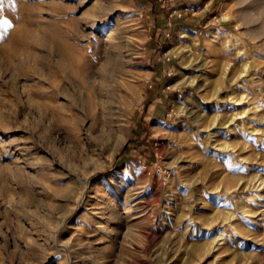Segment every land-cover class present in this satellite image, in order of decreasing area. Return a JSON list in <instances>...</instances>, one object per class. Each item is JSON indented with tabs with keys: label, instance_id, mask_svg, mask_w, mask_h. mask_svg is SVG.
Wrapping results in <instances>:
<instances>
[{
	"label": "rangeland",
	"instance_id": "374dc122",
	"mask_svg": "<svg viewBox=\"0 0 264 264\" xmlns=\"http://www.w3.org/2000/svg\"><path fill=\"white\" fill-rule=\"evenodd\" d=\"M0 264H264V0H3Z\"/></svg>",
	"mask_w": 264,
	"mask_h": 264
},
{
	"label": "bare ground",
	"instance_id": "6f19581e",
	"mask_svg": "<svg viewBox=\"0 0 264 264\" xmlns=\"http://www.w3.org/2000/svg\"><path fill=\"white\" fill-rule=\"evenodd\" d=\"M93 21V20H92ZM95 22V21H94ZM89 25V24H88ZM91 25V24H90ZM94 25V24H93ZM100 25V24H99ZM94 26H96V25H94ZM93 28V27H92ZM112 29V28H111ZM109 31V30H108ZM10 44V43H9ZM109 49V48H108ZM111 50V49H110ZM2 51V50H1ZM3 52V51H2ZM5 53V52H4ZM13 53V52H12ZM12 53H11V55H12ZM111 53V52H110ZM7 55V54H6ZM15 55V54H14ZM8 57V56H7ZM9 58V57H8ZM114 68V67H113ZM114 70V69H113ZM103 96H105L106 97V99H105V102H104V105L105 106H107V113H108V115H109V117H110V122H111V125L113 126V129H114V127H115V130H116V128L117 129H119V131L121 132V134L124 136L125 135V132H126V129H125V127L124 126H126L125 124H124V122H123V118H122V111H123V109H122V106L120 105V103H119V105H117L116 104V100H115V96L116 95H103ZM75 97H76V95H75ZM91 99H97V98H99V96L98 95H91ZM71 98V97H70ZM74 98V97H73ZM80 98V97H79ZM82 98V97H81ZM77 99V98H76ZM104 99V98H103ZM98 100V99H97ZM98 102H99V100H98ZM82 103H83V101H82ZM85 105H86V103H84ZM96 104V103H95ZM100 105V104H99ZM87 106V105H86ZM98 106V105H97ZM101 108H102V106H101ZM104 108V107H103ZM121 109H122V111H121ZM93 111H95L94 109H93ZM122 135H120V136H122ZM119 145V144H118ZM136 204V203H135ZM139 204V203H138ZM136 206V205H135ZM138 207V206H137ZM131 211H133V208L131 207V206H128V210L125 212V213H130ZM124 213V214H125ZM134 213V212H133ZM125 215H122V214H120V215H118L117 214V219H121V220H123V218H125L124 217ZM120 220V221H121Z\"/></svg>",
	"mask_w": 264,
	"mask_h": 264
},
{
	"label": "snow or ice",
	"instance_id": "6c2138e0",
	"mask_svg": "<svg viewBox=\"0 0 264 264\" xmlns=\"http://www.w3.org/2000/svg\"><path fill=\"white\" fill-rule=\"evenodd\" d=\"M3 5V0H0V7H2Z\"/></svg>",
	"mask_w": 264,
	"mask_h": 264
}]
</instances>
